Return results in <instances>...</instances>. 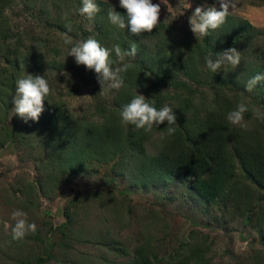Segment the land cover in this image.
I'll list each match as a JSON object with an SVG mask.
<instances>
[{
  "label": "trees",
  "instance_id": "16d2710c",
  "mask_svg": "<svg viewBox=\"0 0 264 264\" xmlns=\"http://www.w3.org/2000/svg\"><path fill=\"white\" fill-rule=\"evenodd\" d=\"M13 1L0 0V147L12 132L20 134V138H23L22 134L30 138L32 146L37 148V183L15 184L13 191L25 196L8 193L5 198L9 202L22 199L25 202L23 207L31 210L35 205L32 199L36 187L44 190L46 182L57 185L64 173L84 170L86 164L93 161L110 163L109 169L114 175L136 187H155L172 177L190 179L189 185L198 194L207 200H215L233 175L235 156L240 159L245 175L254 178L264 188L262 130H244L227 120L228 113L241 102L248 106L246 115H250L252 102L251 98L244 96L248 92L246 84L253 76L264 74V57L251 60L249 55L246 61L241 59L242 66L234 71L236 75L227 74L225 69L213 73L207 66L204 73L201 70L206 57L215 61L217 53L225 49L243 50L256 41L259 31L249 21L229 14L226 23L215 31L209 30L204 39L174 45L170 40L171 29L164 22L159 21L152 32L134 36L127 28L120 29L108 19V11L112 7L121 15H126L125 9L108 4L105 7L102 1L96 0L101 11L93 19L85 15L93 28L91 32L79 28L84 35L82 41L93 37L108 48L119 45L122 51L130 50L132 42L137 44L134 59L120 64V67L123 64L131 66L121 74L124 85L112 95L114 107L100 106L99 111L104 113L100 115L102 120L96 121L91 115L80 118L70 113L49 95L38 121L20 122L9 130L2 122L18 79L26 75L43 76L48 71L57 74L62 70L61 74L69 80L79 77L85 83L98 82L94 70L77 65L75 59L62 61L63 50L50 44L51 39L44 36L42 43L39 33L34 30V33L30 30L26 33L17 31L16 26L12 28L5 10ZM77 1L76 8L82 7V0ZM23 2L25 7H29L32 0ZM33 2L34 5H43L39 0ZM41 10L42 7L39 14ZM72 15H65L63 21L58 22L55 15L48 17L46 14L44 26L48 24L51 27V20H54L57 22L54 32L65 34L68 32L66 24ZM211 44L213 50L209 54ZM113 59L116 60L114 53ZM224 66L227 68L228 65ZM17 69L20 70L15 71ZM178 73L184 78H178ZM190 78L192 80L186 82ZM250 93L254 104L258 101L264 104V81ZM136 94L144 95L158 110L165 105L173 109L178 125L173 126L176 127L173 135L167 134V121L149 132L121 122L123 106ZM155 133L158 138L152 139ZM62 211L65 217L62 236L51 257L33 255L34 251L30 249L21 252L20 247H24V241L31 237L28 233L22 241H13L12 227L15 223L9 233L0 234V252L3 245L8 244L11 247L8 251H13L12 259L17 264H112L113 258L129 254L128 264H203V249L192 243L189 245V242L182 251L157 256L155 233L150 230L152 227L156 229L154 211L143 208L136 214L127 199L112 190L100 188L76 192L67 199ZM129 211L135 215L139 228V238L131 241L121 237L123 226L115 221L124 223V213L129 216ZM139 220L146 222L140 225ZM192 238L196 235L191 234L189 240ZM77 243L88 244L94 251L90 254L76 251ZM126 244H130L131 251ZM6 258L7 255L0 254V264H6L3 262Z\"/></svg>",
  "mask_w": 264,
  "mask_h": 264
},
{
  "label": "rangeland",
  "instance_id": "374dc122",
  "mask_svg": "<svg viewBox=\"0 0 264 264\" xmlns=\"http://www.w3.org/2000/svg\"><path fill=\"white\" fill-rule=\"evenodd\" d=\"M39 1L43 5L37 3L34 5L32 0L30 6L25 7L23 0H14L5 10L10 17V26L12 28L16 26L17 31L23 30L26 33L29 30L32 32L34 30L35 33H39L42 43L44 36L47 40L51 39L50 44L57 45L63 50L62 61L75 59L68 56V52L84 37L79 28L91 32L92 22L85 15L80 14L81 7L76 8L78 7L77 0ZM100 1L105 7L107 4L119 6V0ZM152 2L160 5L159 21L169 25L170 40L173 44L195 41L197 38L198 40L204 39V36L196 37L190 30L188 21L196 7L202 6L206 10L209 6H215L218 10L220 9L219 0H152ZM234 2L236 7L230 8V15L246 19L259 31L256 41L252 45L243 48V50L237 49L241 54V59L246 61L249 59V55H251V60H256L255 57H264V0H234ZM188 4L191 5L190 8ZM41 7L42 15L39 14ZM72 12L79 15H75V13L72 15ZM46 14L48 17L55 15L58 22L63 21L65 15H72L68 22L72 26V31L65 33L72 40V44L65 45V34L59 31L54 32V27L57 25L54 20L50 19L51 27L48 24L44 26L47 23L46 18L44 19ZM42 26L44 27L42 28ZM47 26L49 29L46 28ZM31 44L33 45V40H31ZM212 50L211 44L208 47V53L211 54ZM132 59L134 56L126 55L123 61H117L116 66L120 67V64L127 63ZM240 66L233 69L231 65H228L227 68L223 65L221 69H225L227 74L236 75L237 73L234 71H238ZM205 68L206 62L201 67L203 73ZM62 72L59 70L56 74L48 71L43 76L47 79L52 90L51 99L62 103V107L67 111L80 118H86L84 115H91L92 119L100 121L102 120L100 115L104 112H100L99 107H114L115 101L112 95L116 89L104 94L101 92V85L98 82L96 84L85 83L79 77L69 80L61 74ZM177 77L184 78L180 73L177 74ZM191 80L192 78L186 79V82L189 83ZM137 92H139L138 88ZM250 94L247 92V95L244 94V96L249 100L251 98L252 111L250 115L245 113L244 118L249 124L248 130H262L260 138L264 144V121L256 119L254 116V112L264 113V104L261 101L254 104ZM15 95L16 86L13 89L6 117L2 122L9 130L19 125L20 122H24L14 112L13 99ZM22 136L23 138H20V134L12 132L8 140L0 147V234L10 232L11 226L15 223L12 219V212L17 209L27 213L28 222L35 223L37 226L35 233L30 232L31 238L24 241V247H20L21 252L25 253L30 249L34 251L33 255L51 257L62 236L61 228L65 223L62 210L67 199L76 192H88L102 188L112 190L125 197L136 214L143 208L154 211L156 229L152 227L150 230L155 233L154 249L157 256H166L182 251L186 243L189 242V245L192 243L203 249V254H201L203 264H264V188L259 186L254 178L245 175L241 161L237 157L233 158V175L228 178L226 188L215 200H207L198 194L189 185L190 179L172 177L155 187H136L114 175L109 169L110 163L93 161L87 163L84 170L64 173L57 185L46 182L44 185L47 186L44 187V190H38L36 187L33 199L30 198L35 205L30 210L23 207L25 202L22 199L9 202L5 198L8 193L19 197L25 196L20 192L13 191L15 184L19 186L22 183L25 184L26 181L37 183V161L35 159L37 148L32 146L30 138L24 134ZM157 138L158 134L155 133L152 139ZM124 215L126 216L123 217L124 223L115 219L118 225L123 226L120 230L121 237L125 236L130 241L139 238L137 234L139 228L136 223L138 221L135 215L131 211H129V216L127 212ZM145 222L142 220L139 224L144 225ZM191 234L196 235V238L189 240ZM126 245L131 251L130 244ZM2 248L0 254L7 255L3 262L17 264L12 259L13 251H8L11 247L5 244ZM75 249L86 254L94 251L88 244L81 243L75 244ZM57 250L61 251L59 247ZM110 258L112 259V257ZM130 259L131 254L113 258L112 264H128ZM101 264H106V262Z\"/></svg>",
  "mask_w": 264,
  "mask_h": 264
},
{
  "label": "clouds",
  "instance_id": "9594fccd",
  "mask_svg": "<svg viewBox=\"0 0 264 264\" xmlns=\"http://www.w3.org/2000/svg\"><path fill=\"white\" fill-rule=\"evenodd\" d=\"M220 9L215 6H209L205 10L202 6L195 8L192 16L189 18L190 30L196 37H203L209 34V30H217L226 23L230 14V8H235L234 0H219ZM119 6L126 10V15H121L114 7L108 11V19L120 29L127 28L134 36H140L145 32H152L159 25L160 5L154 4L152 0H119ZM190 8L191 5L188 4ZM81 15H86L89 19L101 11L96 0H82V7L79 9ZM68 32L72 31V26L66 24ZM64 44H72V40L65 34ZM113 53L116 60L113 59ZM137 44L132 42L130 50L122 51L119 45L112 48L103 46L97 39L89 37L84 41L74 44L68 56L75 58L77 65H83L88 70H94L97 74V81L101 85V92L109 93L113 89H120L124 85V79L121 75L131 66L123 64L122 67H113L117 61H123L126 55L136 56ZM241 63V54L236 48H228L217 53V58L213 61L206 57V66L217 73L223 65H231L233 69ZM264 81V74H257L250 78L246 84V91L252 92L258 83ZM50 85L41 75H26L16 82V95L13 99L14 112L27 123L29 120L38 121L44 111V101L51 94ZM249 111L248 106L241 102L236 109L229 112L227 120L230 124L239 126L248 130L249 124L245 120V113ZM121 122L124 125H133L136 129H143L146 132L152 128L158 127L167 121L169 136L176 131L177 117L173 109L167 105L159 110L150 104L142 94H136L131 101L124 105L121 112ZM256 119L264 121V113L254 112ZM12 219L15 221L12 227V240L22 241L28 233H35L37 226L35 223H29L27 213L22 210H14Z\"/></svg>",
  "mask_w": 264,
  "mask_h": 264
}]
</instances>
